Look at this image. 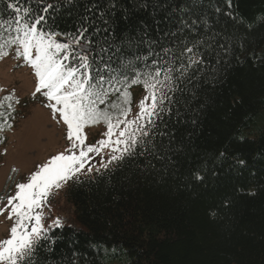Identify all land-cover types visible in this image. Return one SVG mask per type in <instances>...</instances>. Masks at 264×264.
I'll return each mask as SVG.
<instances>
[{
	"label": "trees",
	"instance_id": "trees-1",
	"mask_svg": "<svg viewBox=\"0 0 264 264\" xmlns=\"http://www.w3.org/2000/svg\"><path fill=\"white\" fill-rule=\"evenodd\" d=\"M19 3L68 40L103 14L110 41L127 54L163 55L197 37L225 45L219 62L213 56L175 93L152 129L154 155H125L66 183L72 224L48 229L37 264H264V0ZM46 4L54 7L44 13ZM142 89L129 88L131 111ZM8 96L0 148L26 117L24 99L11 97L7 112Z\"/></svg>",
	"mask_w": 264,
	"mask_h": 264
},
{
	"label": "snow or ice",
	"instance_id": "snow-or-ice-1",
	"mask_svg": "<svg viewBox=\"0 0 264 264\" xmlns=\"http://www.w3.org/2000/svg\"><path fill=\"white\" fill-rule=\"evenodd\" d=\"M53 7L46 4L42 11L47 13ZM6 8L12 14L0 15V57L14 52L33 69L34 95L41 94L53 119L66 126L69 142L64 152L39 166L27 182L16 184L14 195H9L5 208H0V215L10 209L8 219L14 220L8 238L0 241V264H37L42 241L48 239L52 227L46 229L43 224V206L51 190L78 179L92 158L90 154L99 155L105 147L111 149L109 163L125 155H154L157 149L151 139L152 129L161 115L170 111L175 93L182 90L185 80L191 82L205 71L213 56L219 62L216 49L225 45L197 37L162 49L163 55L153 49L147 55L127 54L110 41L103 14L99 23L93 22L91 32L88 25H82L68 40L60 38L63 33L58 36L45 30L46 16H33L19 0H9ZM148 56L156 58L149 62ZM135 85H141L145 95L138 101L139 111L129 119V88ZM5 99L9 101L7 112H11V96ZM4 107L0 103V109ZM0 121V131L4 125L11 127L6 112L0 111ZM101 124L106 126L105 138L97 141L98 146L87 144L85 129ZM53 225L60 226L58 218Z\"/></svg>",
	"mask_w": 264,
	"mask_h": 264
},
{
	"label": "rangeland",
	"instance_id": "rangeland-1",
	"mask_svg": "<svg viewBox=\"0 0 264 264\" xmlns=\"http://www.w3.org/2000/svg\"><path fill=\"white\" fill-rule=\"evenodd\" d=\"M19 60L12 55L0 57V97L10 95L12 98L24 99L26 117L14 129L3 135L5 141L0 148V208H5L7 197L14 195L16 184L27 182L28 177L39 166L65 151L69 142L66 139V131L57 119H53L51 110L45 107L35 94L36 79L32 71L23 65L19 66ZM144 90H140L136 97V104L129 115V119L135 117L138 101L144 97ZM47 103V101H46ZM106 128H86L87 144L97 145V141L104 139ZM98 146V145H97ZM91 159L86 163L85 169L79 175H90L95 171L109 166L110 148H103L99 155L90 154ZM119 155V153H117ZM91 167V171L87 169ZM66 184L59 189L53 188L43 206V224L45 228L53 225L57 218L60 225H71V209L65 201L63 191ZM10 209H6L0 215V241L8 238L9 230L14 220L8 219Z\"/></svg>",
	"mask_w": 264,
	"mask_h": 264
}]
</instances>
